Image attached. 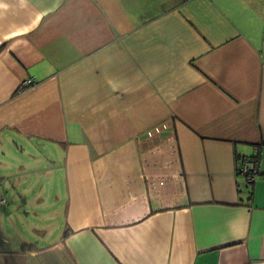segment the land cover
I'll return each mask as SVG.
<instances>
[{
    "label": "crops",
    "instance_id": "crops-1",
    "mask_svg": "<svg viewBox=\"0 0 264 264\" xmlns=\"http://www.w3.org/2000/svg\"><path fill=\"white\" fill-rule=\"evenodd\" d=\"M0 190V264H264V0H0Z\"/></svg>",
    "mask_w": 264,
    "mask_h": 264
},
{
    "label": "rangeland",
    "instance_id": "rangeland-1",
    "mask_svg": "<svg viewBox=\"0 0 264 264\" xmlns=\"http://www.w3.org/2000/svg\"><path fill=\"white\" fill-rule=\"evenodd\" d=\"M7 193L5 195H7L6 197L8 198L10 194ZM10 205V207L2 206L0 210V233H4V230L11 232L13 234V241L18 239L22 241H25V239L32 240V238H29L32 232L28 227L24 226V223H28L26 222L28 219L27 221H29V223L31 221L34 225H41V219L37 217L32 218L30 214H24V211H28V208L25 206L13 207L11 203Z\"/></svg>",
    "mask_w": 264,
    "mask_h": 264
},
{
    "label": "built area",
    "instance_id": "built-area-1",
    "mask_svg": "<svg viewBox=\"0 0 264 264\" xmlns=\"http://www.w3.org/2000/svg\"><path fill=\"white\" fill-rule=\"evenodd\" d=\"M33 83L31 79H24L21 83L22 86H29ZM237 172L244 176L247 182L253 181L260 175L259 161L256 158H248L239 161L236 165ZM6 199L2 191L0 190V206L4 204Z\"/></svg>",
    "mask_w": 264,
    "mask_h": 264
},
{
    "label": "trees",
    "instance_id": "trees-1",
    "mask_svg": "<svg viewBox=\"0 0 264 264\" xmlns=\"http://www.w3.org/2000/svg\"><path fill=\"white\" fill-rule=\"evenodd\" d=\"M256 155V154H255ZM256 158H258V155L255 156ZM246 159V158H245Z\"/></svg>",
    "mask_w": 264,
    "mask_h": 264
}]
</instances>
